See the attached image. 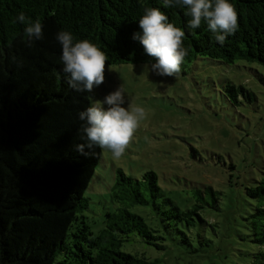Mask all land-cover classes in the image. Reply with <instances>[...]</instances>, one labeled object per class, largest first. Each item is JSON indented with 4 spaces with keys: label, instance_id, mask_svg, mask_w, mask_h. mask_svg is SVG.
I'll use <instances>...</instances> for the list:
<instances>
[{
    "label": "trees",
    "instance_id": "1",
    "mask_svg": "<svg viewBox=\"0 0 264 264\" xmlns=\"http://www.w3.org/2000/svg\"><path fill=\"white\" fill-rule=\"evenodd\" d=\"M229 2L238 30L221 46L206 23L189 29L185 10L164 7L162 0H0V264H168L171 250L204 252L216 238L228 243L231 237L253 244V252L239 250L264 264V167L259 177L246 176L233 160L226 164L215 154L212 165L223 160L226 177L216 185L193 184L184 207L166 194L156 172L137 177L116 168L112 206L103 227L93 231L86 191L102 149L94 147L87 157L76 150L87 143L79 113L93 103L89 92L69 87L56 39L68 31L74 43L90 41L104 52L106 65L154 63L132 36L141 31L144 9L159 8L185 32L181 68L205 57L264 66V0ZM21 12L42 24V38L30 45L26 25L16 22ZM226 96L237 103L257 99L234 83ZM135 205L149 207L148 220L132 210ZM133 236L164 250L165 258L122 250Z\"/></svg>",
    "mask_w": 264,
    "mask_h": 264
},
{
    "label": "rangeland",
    "instance_id": "2",
    "mask_svg": "<svg viewBox=\"0 0 264 264\" xmlns=\"http://www.w3.org/2000/svg\"><path fill=\"white\" fill-rule=\"evenodd\" d=\"M151 64L106 65L105 82L90 93L95 104L122 85L126 100L135 101L148 112L120 159L102 150V162L86 191L91 206L89 224L94 232L103 227L106 207L112 206L109 188L116 168L137 177L149 170L156 172L166 194L184 207L193 184L216 185L226 177L221 169L226 170L227 165L222 160L219 167L213 166L212 155L222 156L226 164L233 160L246 176L252 172L259 177L264 167V66L247 60L225 63L205 57L187 63L175 77L162 78L151 72ZM229 83L253 90L256 101L237 103L229 99ZM132 210L147 220L150 217L147 206L135 205ZM239 249L253 252L256 247L233 237L228 243L216 238L214 248L194 254L174 249L166 261L254 264V256ZM122 250L165 258L164 250L145 243L139 236L125 242Z\"/></svg>",
    "mask_w": 264,
    "mask_h": 264
},
{
    "label": "clouds",
    "instance_id": "3",
    "mask_svg": "<svg viewBox=\"0 0 264 264\" xmlns=\"http://www.w3.org/2000/svg\"><path fill=\"white\" fill-rule=\"evenodd\" d=\"M164 7L184 9L188 17L187 27L195 30L206 23L212 39L223 46L230 35L238 30V14L229 0H162ZM16 22L26 25L24 33L29 45L42 38V24L32 22L21 12ZM141 31L133 33L132 39L143 47L144 54L154 59L151 72L159 77H175L187 55L183 47L185 32L168 22V17L159 8H145L138 21ZM56 39L62 45L63 71L68 74L69 87L77 92H93L105 82L107 57L95 44L88 40L74 43L73 35L60 31ZM147 110L125 98L123 86L106 94L79 113L84 121L83 132L86 144L76 145V150L87 157L94 147L107 150L115 160L120 159L133 142L141 122L146 120ZM88 151H85V149Z\"/></svg>",
    "mask_w": 264,
    "mask_h": 264
}]
</instances>
